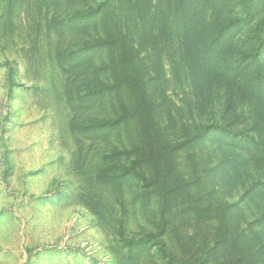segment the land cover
I'll use <instances>...</instances> for the list:
<instances>
[{
    "label": "rangeland",
    "instance_id": "rangeland-1",
    "mask_svg": "<svg viewBox=\"0 0 264 264\" xmlns=\"http://www.w3.org/2000/svg\"><path fill=\"white\" fill-rule=\"evenodd\" d=\"M263 22L0 0V264H264Z\"/></svg>",
    "mask_w": 264,
    "mask_h": 264
},
{
    "label": "trees",
    "instance_id": "trees-1",
    "mask_svg": "<svg viewBox=\"0 0 264 264\" xmlns=\"http://www.w3.org/2000/svg\"><path fill=\"white\" fill-rule=\"evenodd\" d=\"M264 30V22H263V24H261L259 27H258V31H263ZM209 59V57H204V60H208ZM132 88H133V86H132ZM241 91H244V89H241ZM142 95H144V92H142L141 93ZM80 98H81V95H80ZM82 98H83V96H82ZM81 98V99H82ZM144 99H146V98H144ZM144 99H142V102H140V104H139V111L140 112H142L143 110V108H144V110H145V117H146V121L147 122H149V121H151L152 120V112H151V108L149 107V106H147V102H146V100H144ZM84 100V99H83ZM263 123H264V121H263ZM112 126H116V123H113V124H111ZM96 126H99V125H95V126H93L92 128H96ZM104 126H106V125H104ZM110 126V125H109ZM145 133H146V137H149V135H150V130H149V127L148 126H146L145 127ZM148 145L149 146H151V143H150V141H149V143H148ZM141 157V156H140ZM139 161V159L138 160H136L135 162H134V168H137V166L139 167V166H141V164H139V163H137ZM109 180H106L105 181V183L106 182H108ZM160 181H158V183H159ZM146 241H152V240H150V238H147L146 239Z\"/></svg>",
    "mask_w": 264,
    "mask_h": 264
}]
</instances>
